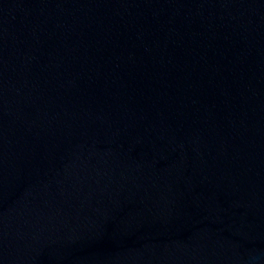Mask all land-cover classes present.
<instances>
[{"label":"water","instance_id":"95a60500","mask_svg":"<svg viewBox=\"0 0 264 264\" xmlns=\"http://www.w3.org/2000/svg\"><path fill=\"white\" fill-rule=\"evenodd\" d=\"M0 264H264V0H0Z\"/></svg>","mask_w":264,"mask_h":264}]
</instances>
